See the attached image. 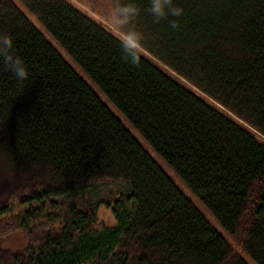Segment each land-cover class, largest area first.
<instances>
[{
    "label": "trees",
    "instance_id": "16d2710c",
    "mask_svg": "<svg viewBox=\"0 0 264 264\" xmlns=\"http://www.w3.org/2000/svg\"><path fill=\"white\" fill-rule=\"evenodd\" d=\"M94 6L115 29L72 0H0L29 73L0 55V264H249L68 58L264 264V0ZM118 181L127 197L79 194Z\"/></svg>",
    "mask_w": 264,
    "mask_h": 264
},
{
    "label": "rangeland",
    "instance_id": "374dc122",
    "mask_svg": "<svg viewBox=\"0 0 264 264\" xmlns=\"http://www.w3.org/2000/svg\"><path fill=\"white\" fill-rule=\"evenodd\" d=\"M80 7L87 10L93 16H95L98 20L104 21L111 28L115 29L114 26L108 21L110 18V13L108 10L101 7L94 6V0H72ZM101 5L107 4L109 7L111 6V0H99ZM75 70L85 79V81L97 91V93L101 96L102 100L110 107V109L114 112V114L123 122V124L128 128V130L133 134V136L142 144V146L146 149V151L157 161V163L164 169V171L170 176V178L175 182L178 188L184 192L191 201L195 204V206L205 215L210 224L219 231L236 249V251L249 263V264H257L251 256L244 250L242 242L239 238H235L232 236L218 221L215 215L207 208V206L195 195L193 194L182 178L175 173V171L167 164V162L158 155L154 149L151 147L149 142L131 125L129 120L125 117L120 110H118L103 94L102 91L94 84L91 78L79 67L73 60L68 58ZM132 187L130 184L118 181V182H105V183H96L88 186L87 188L80 190L79 194H85L90 196L95 202L102 201L105 199L107 195H113L116 199L122 195L123 197H127L131 191ZM5 191V190H4ZM74 196L67 197H54L50 199V202L61 203V204H69L73 200ZM30 206H16V210L24 211L28 209ZM100 218L103 225L106 226H114L116 225V219L113 216L112 212L105 208L104 206L100 209ZM25 241L22 236L15 235L13 236L7 243L6 246L11 247L12 249H21L24 247Z\"/></svg>",
    "mask_w": 264,
    "mask_h": 264
},
{
    "label": "clouds",
    "instance_id": "9594fccd",
    "mask_svg": "<svg viewBox=\"0 0 264 264\" xmlns=\"http://www.w3.org/2000/svg\"><path fill=\"white\" fill-rule=\"evenodd\" d=\"M12 49L13 44L11 39L4 38L2 43H0V55L3 56L5 63H7L12 70L15 78L19 81H24L28 78L29 73L23 61L14 55Z\"/></svg>",
    "mask_w": 264,
    "mask_h": 264
}]
</instances>
